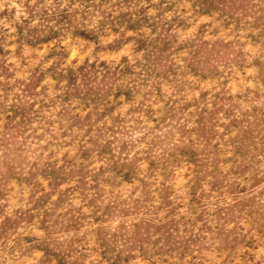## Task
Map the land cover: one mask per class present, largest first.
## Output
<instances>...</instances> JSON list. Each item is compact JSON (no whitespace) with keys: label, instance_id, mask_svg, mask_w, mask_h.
<instances>
[{"label":"rangeland","instance_id":"rangeland-1","mask_svg":"<svg viewBox=\"0 0 264 264\" xmlns=\"http://www.w3.org/2000/svg\"><path fill=\"white\" fill-rule=\"evenodd\" d=\"M0 264H264V0H0Z\"/></svg>","mask_w":264,"mask_h":264}]
</instances>
